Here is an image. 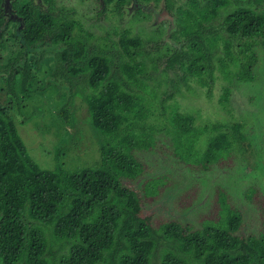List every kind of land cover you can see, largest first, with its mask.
<instances>
[{
    "label": "trees",
    "instance_id": "obj_1",
    "mask_svg": "<svg viewBox=\"0 0 264 264\" xmlns=\"http://www.w3.org/2000/svg\"><path fill=\"white\" fill-rule=\"evenodd\" d=\"M1 4L2 0L0 9ZM15 4L22 8L20 13L26 18L24 32L34 44L39 30L34 31L41 28V21L31 15L28 4L18 0ZM2 16L0 12V26ZM231 19L235 20V31L245 20L246 35L259 33L264 37V13L256 16L252 10L243 9ZM226 51L231 63L239 69L240 79H257L253 71L256 53H246L242 61L230 46ZM138 66L141 71L142 65ZM229 66L226 60L221 64L225 75ZM126 68L130 75L128 84L135 82L133 85L141 86L136 65ZM205 70L206 65L199 60L192 68L200 78H204ZM18 74L22 75V87L26 90L32 79L29 63L8 75L10 93L22 112V98L15 89ZM108 75L107 68L100 65L90 81L95 89L85 95L92 122L106 137L99 166L69 170L58 160L56 167L43 168L29 152L8 106L0 101V264H152L154 252L163 240L167 246L161 253L162 264H195L191 256L199 264H264V232L261 235L242 232V213L230 206L223 195L222 199L220 193L222 215H217L213 223L197 228L172 219L158 220L156 226L147 203L156 199L164 180H145L139 188L133 186L147 169L136 152L153 149L155 141L152 132L137 131L130 117L146 119L150 108L141 92L130 91L117 76L96 90ZM229 94L227 88L224 102L229 100ZM72 95L60 109L69 125L73 123ZM170 118L177 146L190 161L198 155L196 145L206 128L196 127L191 114L173 110ZM127 122L130 125L126 127ZM241 129V123L220 129L209 139L199 163L207 169L227 157L235 142L246 141ZM47 228L51 230L50 236ZM55 242L67 245L66 252H50Z\"/></svg>",
    "mask_w": 264,
    "mask_h": 264
},
{
    "label": "rangeland",
    "instance_id": "obj_2",
    "mask_svg": "<svg viewBox=\"0 0 264 264\" xmlns=\"http://www.w3.org/2000/svg\"><path fill=\"white\" fill-rule=\"evenodd\" d=\"M253 5L257 7L258 4L253 2ZM259 7L260 11L264 10V0ZM8 16L12 22H8L0 38V101L8 106L29 152L43 168L56 167L58 160L69 170L99 166L106 137L92 122L85 98L89 91L79 88V91L68 92L67 87L57 85L52 80L57 68L52 53L57 48L42 47L39 50L48 53L42 63L36 64L32 60V79L26 90L22 87V75H16L15 89L22 98V112L19 111L10 93L8 75L24 63L26 48L15 33V16ZM154 21L153 18L147 25L136 22L132 27L137 32L143 30L151 33ZM127 25L130 26L129 23ZM263 39L259 36L253 47L257 56L253 68L257 79L254 81L240 79L239 69L230 62L228 75H225L217 62L219 57H224L225 51L220 47V50L214 51L213 76L205 73V81H199L197 76L184 75L186 71L183 68L174 71L161 69V72L159 69L156 75L144 79L155 92L137 89L136 92L143 94V101L150 108L149 116L143 120H135L131 116L130 120L135 122L133 126L137 131L152 132L155 146L136 152L147 169L133 182V186L139 188L145 180H164L156 199L147 203V208L154 214L156 226L158 220L172 219L191 223L197 228L204 227L207 222L213 223V219L221 213L219 206L223 195L230 206L242 213V232L256 235L264 232ZM240 51L233 49L235 56L242 59ZM227 88L230 90L229 100L224 102L223 95ZM72 93L73 123L69 125L60 115V109ZM173 110L193 115L195 126L206 128L202 130L196 145L198 155L190 161L185 159L186 152L177 146L176 131L170 118ZM235 123L242 124L241 131L246 141L235 142L227 157L206 169L199 163V158L207 148L209 139L220 129L227 130ZM127 125H130L129 122ZM47 229L50 236L51 230ZM166 242L163 240L155 250L152 264H162L161 253L167 246ZM66 250L67 245L55 242L50 252L60 254ZM48 256L51 258L52 254ZM190 258L199 264L193 256Z\"/></svg>",
    "mask_w": 264,
    "mask_h": 264
},
{
    "label": "flooded vegetation",
    "instance_id": "obj_3",
    "mask_svg": "<svg viewBox=\"0 0 264 264\" xmlns=\"http://www.w3.org/2000/svg\"><path fill=\"white\" fill-rule=\"evenodd\" d=\"M15 1H12L15 33L26 48V60L18 69L27 63L32 66L33 59L36 64L42 63L48 52L39 50L55 47L57 50L52 54L57 68L52 80L67 87L68 92L79 91V88L89 92L94 90L90 81L102 64L109 75L96 90L117 76L130 91L155 92L144 79L153 77L159 69L161 72V69L174 71L182 68L186 71L184 75L199 77L192 71L198 60L206 65L205 73L213 76L214 51L220 47L225 51L224 57L217 59L220 68L225 60L231 63L226 51L229 46L232 51L241 49L244 61L245 54L253 52L255 40L261 36L259 33L246 35L245 20L235 31L233 15L243 9L252 10L256 16L264 13L259 7L262 0H18L28 4L31 15L42 24L34 31L39 30V36L32 44L24 32L25 15L20 13L22 8ZM3 2L0 38L5 26L12 22ZM253 2L258 4L257 7ZM153 18L155 26L151 25V33L137 32L132 27L136 22L147 25ZM35 22L32 21L34 28ZM131 64L136 65L141 86L133 85L136 84L134 81L128 84L130 75L126 65ZM139 64L142 65L141 71L138 70ZM199 81H205V77H199Z\"/></svg>",
    "mask_w": 264,
    "mask_h": 264
},
{
    "label": "water",
    "instance_id": "obj_4",
    "mask_svg": "<svg viewBox=\"0 0 264 264\" xmlns=\"http://www.w3.org/2000/svg\"><path fill=\"white\" fill-rule=\"evenodd\" d=\"M12 1L13 0H4L3 4L7 15L11 14L12 16H14V14L12 13Z\"/></svg>",
    "mask_w": 264,
    "mask_h": 264
}]
</instances>
